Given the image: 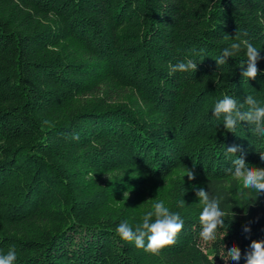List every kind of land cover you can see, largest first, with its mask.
<instances>
[{
  "label": "trees",
  "instance_id": "obj_1",
  "mask_svg": "<svg viewBox=\"0 0 264 264\" xmlns=\"http://www.w3.org/2000/svg\"><path fill=\"white\" fill-rule=\"evenodd\" d=\"M236 34L260 48L255 79L241 75L244 52L216 63ZM189 59L195 73L169 74ZM226 95L264 105V0H0V254L237 264L226 252L235 244L246 264L264 241V193L233 180L226 149L264 168V136L247 122L223 128L212 112ZM199 188L226 213L207 242ZM159 201L184 221L174 244L152 254L116 234Z\"/></svg>",
  "mask_w": 264,
  "mask_h": 264
},
{
  "label": "clouds",
  "instance_id": "obj_2",
  "mask_svg": "<svg viewBox=\"0 0 264 264\" xmlns=\"http://www.w3.org/2000/svg\"><path fill=\"white\" fill-rule=\"evenodd\" d=\"M245 36L247 33L244 34ZM226 40L231 39L232 42L222 49L221 55L216 59L217 65L227 63L229 58L236 57L239 53L244 52L247 59L242 62L240 68L243 69L241 75L243 78L255 79L259 73L257 62L260 59V48H257L252 42L243 39L239 34L234 38L225 35ZM247 65L246 69L244 68ZM170 75L178 72L195 73L197 64L192 60L178 61L170 65ZM247 105V110H243ZM215 116L220 117L223 114V128L227 132L235 133L237 125L241 122H247L254 125V132L257 135L264 136V105L261 102L248 95L243 103H239L233 96H225L217 101L213 107ZM228 153H232L236 158L232 161L233 167L228 168L227 172L232 176L233 180L239 181L243 189H254L260 194L264 193V168L255 165L249 166L243 156H237L238 151H242L239 145L228 147ZM264 160V155H260ZM189 180L195 179L193 171L188 170ZM183 176V177H184ZM198 201L202 205V211L199 216L201 231L199 233L203 241L207 242L215 239L218 227L224 224L226 213L221 208V198L210 194L204 188H199L195 192ZM184 201H181L183 206ZM234 214V213H233ZM153 216L155 220L153 221ZM184 226L181 216L165 206L164 201H159L153 205V210L146 212L142 217V223L137 224L135 229L122 221L116 228V234L124 241L134 242L138 248H144L145 251L157 254L160 249L175 243V237ZM250 228L245 226L243 231L250 232ZM147 237V245L145 246L144 238ZM250 251L245 254L246 264H264V241L253 240L250 244ZM228 260L238 262L241 259V250L235 244L226 251ZM17 254L14 249H10L6 254H0V264H15Z\"/></svg>",
  "mask_w": 264,
  "mask_h": 264
}]
</instances>
